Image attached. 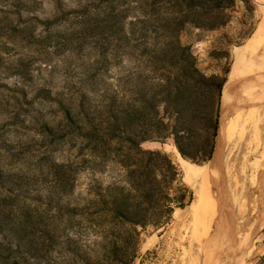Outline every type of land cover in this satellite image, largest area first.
Returning a JSON list of instances; mask_svg holds the SVG:
<instances>
[{"label":"rangeland","instance_id":"374dc122","mask_svg":"<svg viewBox=\"0 0 264 264\" xmlns=\"http://www.w3.org/2000/svg\"><path fill=\"white\" fill-rule=\"evenodd\" d=\"M142 1L0 0V264H174L182 253L178 243L192 223L200 182L192 183L188 165L202 168L217 158L221 96L210 156L202 121L176 136L190 159L177 153L172 135L158 134L163 111L151 115L146 104L160 78L180 73L152 62L164 47L155 27L173 10L170 0H160L165 9L158 11ZM219 7L222 25L186 24L174 40L185 63L190 58L202 75L226 81L236 49L264 18V0ZM128 100L152 124L119 119L120 127L104 126L106 111ZM164 123L173 126V118ZM124 134L149 140L135 147ZM147 151L165 156L147 163L140 155ZM231 168L233 219L219 229L206 218L207 230L199 232L210 258L243 224L241 165ZM263 227L246 264H264Z\"/></svg>","mask_w":264,"mask_h":264},{"label":"bare ground","instance_id":"6f19581e","mask_svg":"<svg viewBox=\"0 0 264 264\" xmlns=\"http://www.w3.org/2000/svg\"><path fill=\"white\" fill-rule=\"evenodd\" d=\"M262 112H264V18L252 39L244 47L236 49L231 72L223 85L216 136L217 158L212 164L202 168L188 165L189 171L195 175L192 183H196L198 179L200 182L196 189V201L192 204L194 217L189 227L184 230L180 243L177 242L182 253L174 264H246L254 232L264 225ZM260 122L262 129L258 127ZM232 163L241 165L238 175L242 182L244 191L242 197L245 202L243 206L241 205L239 214L243 224L240 233L230 237L231 243L226 246L224 252L213 254L214 257L210 258L212 256L210 246L208 248L205 246L204 239L200 238V230H207L205 225L208 218L217 220L216 225L219 229H225L229 220L233 219L235 193L232 194L234 190L228 182L232 181L229 176Z\"/></svg>","mask_w":264,"mask_h":264},{"label":"trees","instance_id":"16d2710c","mask_svg":"<svg viewBox=\"0 0 264 264\" xmlns=\"http://www.w3.org/2000/svg\"><path fill=\"white\" fill-rule=\"evenodd\" d=\"M222 1L225 0H170L167 2L169 6L168 10L172 9L173 11L168 13V17L158 18L157 21L159 23L157 27H155L159 29V33H162L164 47L152 56V62L157 65H162L163 68L170 66L171 69H175L176 72L180 74L177 75L179 77L175 78H160L154 84L151 101L148 102L146 106L149 108L151 115H158L159 110L162 109L164 117H159L158 121L155 123L160 125L158 134L165 139L172 135L174 137L177 153L185 159H190V157L177 142L176 136H178V132L180 131L188 132L190 128L199 121H202L201 129L206 131L209 135V140H207V142H209L208 146L210 151L208 155H211L217 130L218 110L220 96L222 95L221 89H223L225 81L223 79L218 80L214 77H206L199 73L195 67V63L190 58L186 57V63L184 62L182 52V54L177 56L176 54L179 49H181V51L183 50L178 44L176 45L174 36L178 35L186 24H193L197 27L208 29H213L222 25V13L219 9ZM158 2H160V0H143L142 4L144 6L149 5L152 9L157 11L162 8L165 9V7L156 5ZM197 8L199 10H197ZM193 13L197 14L192 15ZM112 15L113 18L117 16L114 13H112ZM191 15L192 17H190ZM172 45L173 47L170 48ZM210 86L215 88V93L214 90H210ZM198 91H200V97H198ZM134 96H137V94ZM198 98H200V100ZM139 99L140 98H137L136 100L139 101ZM198 108L200 110H198ZM106 114L107 118L104 121V126L115 125V123H117L120 127L119 119L123 124L136 123L141 121V119L144 122H148L149 125L152 124L148 115L146 117V114L142 113L141 108L137 107V105L130 100L126 101L122 106L118 104L115 108L108 109ZM170 117L171 119L173 118V126L164 123L167 119L169 120ZM78 129L82 137L90 136V133L86 131L84 127L79 126ZM138 136L137 134H124L123 139L135 147H139L141 143L149 140L144 137L139 138ZM134 137H136V139H134ZM140 155L142 158L145 156L147 157V163L153 162L157 157L165 156L159 151L140 152ZM147 163L144 164V168L147 167ZM170 163L171 161L169 160V164ZM140 165H143V163H140ZM173 169L177 176L176 167L173 166ZM142 174L143 173H139V176ZM139 176L137 178H139ZM134 186L140 190V188H144L145 185H143V182L140 180L138 183H134ZM141 192L147 194V191ZM116 215L125 219V216L120 212H117Z\"/></svg>","mask_w":264,"mask_h":264}]
</instances>
